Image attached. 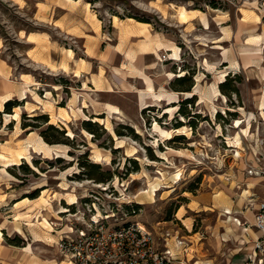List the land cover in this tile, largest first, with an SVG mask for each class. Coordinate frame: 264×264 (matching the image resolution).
Segmentation results:
<instances>
[{
  "label": "rangeland",
  "instance_id": "rangeland-1",
  "mask_svg": "<svg viewBox=\"0 0 264 264\" xmlns=\"http://www.w3.org/2000/svg\"><path fill=\"white\" fill-rule=\"evenodd\" d=\"M74 1L68 3L79 2ZM49 2L0 0L2 55L12 67V80L21 73L30 75L25 76L31 83L37 81L30 89L44 106L36 111L33 96L27 98L25 91L19 99L25 101L11 99V109L3 112V105L0 110V154L6 157H0V264L62 261L48 245L53 240L49 215L44 218L37 208L61 200L67 191L77 201L62 202L67 212L55 222V230H66L65 219L76 211L88 220L92 214L96 219L113 214L107 218L114 221L123 218L118 208L134 203L138 208L129 218L158 237L178 231L190 241L187 264H212L219 245L209 233L218 226L220 201L229 198L237 204L239 195L252 186L264 191V179L248 175L251 167L264 169V0H80L68 18L79 25L84 19L93 28L100 21L101 61L108 59L118 40L112 20L117 25L127 16L149 20L127 19L155 35L146 33L131 43L140 45L145 39L143 50H148V39L163 46L149 53L158 60L152 56L137 70L153 86L147 87L146 105L140 101L146 89L143 80L131 81L121 74V82L113 80V92L88 98L84 111L83 78L61 71L70 72L64 54L59 70L43 53L48 55L50 43L58 51L56 62L63 48L84 59V39L95 34L86 23L74 37L54 29L47 7L40 5ZM181 8L185 18L178 14ZM28 33L40 34L33 56L54 71L27 59ZM164 49L168 52L160 51ZM110 64L117 73L116 55ZM75 73L78 76L79 70ZM105 77L111 84L113 76ZM104 103L107 114L100 113ZM110 107L120 114L110 112ZM15 112L18 121L11 118ZM234 137L240 147L234 146ZM51 148L61 154H52ZM96 152L100 158L93 162ZM84 201L93 203L84 206ZM41 216L51 229L38 224Z\"/></svg>",
  "mask_w": 264,
  "mask_h": 264
},
{
  "label": "crops",
  "instance_id": "crops-1",
  "mask_svg": "<svg viewBox=\"0 0 264 264\" xmlns=\"http://www.w3.org/2000/svg\"><path fill=\"white\" fill-rule=\"evenodd\" d=\"M10 1H13V0H10ZM68 2L69 3L70 2L76 3L74 0L68 1ZM68 2L66 0H52V3H50V2L46 3V4L42 3L40 5L47 7L45 12H48L47 16L50 17V24L54 27V29L63 33L66 36L74 37V33L83 32L82 26L85 23H86L87 27L93 29V32L95 35L84 39L85 44H84L83 49H84L85 58L84 59L83 58H77L72 49L63 48L62 52L60 53V56H58V61L56 62V60H54L53 56L58 51L56 50V46H53L54 44H52L50 46L49 42H48L49 43L48 55L43 53V56H44V58H48L49 61L51 62V64H55L57 69L61 70V66H59V64L61 63L60 60H61L62 55L64 54L65 58L67 59V61H65L64 63L70 67V72H64L63 70H61V71L63 73H70L72 75V77H74L76 79H80L81 77L83 78V80L81 81V88H80V91H82L81 102L84 100L83 103L84 102L86 103V107L84 108L83 103H81L82 106L80 108L82 109V111H84L89 107L90 101L88 98H90V99L95 98V97L99 98L100 96H102L103 93L113 92V91H109L110 89L113 90V87H114L113 80L117 79L118 82H121V76H120L121 74L124 75V77H127L131 81L133 80L136 82V81H138L137 79H139L142 82L143 78H142L141 74H138L137 70H139V67L141 65H143V61L148 60V59H152V56L156 60L157 59L156 56L153 54H149V53L156 52L158 49H163V46L161 47L160 46L161 44H158V47H159L158 48L154 42H151V40L148 39L149 44H146L148 50H143L142 49L143 45L145 44V42H147L145 39L143 40V43H141L140 45H136L137 42L131 43V40L143 37V34H146V33L150 37L153 38L155 35L152 34L150 32V30H148V28H145L143 30L142 26L136 25L132 22H128V20H127L128 18H126L125 20L118 19L119 23L117 25H114L113 20H112V26L118 32V40L115 43V45L113 46V50H111L110 56L108 57V59L106 61H101L100 58H101V49L102 48L99 46L102 43L101 38H100V35H101L100 21L95 17L98 22L94 23V28L91 27L90 24L85 22L84 19H83V21H81L80 25L77 23H74L73 19H69L68 16H70V18H71L74 15L77 8L81 5L80 0L75 5L69 4ZM16 5H18V4H16ZM92 15H94V14H92ZM40 20L44 21L43 18H41ZM61 24H62V26H61ZM147 27H149V24ZM140 30L142 33L139 32ZM147 34H146V36H147ZM30 35L36 37V39L30 40L29 39ZM79 37L83 38L84 36H79ZM25 38H26L27 43L31 45V48L28 50L27 59L29 61L33 62L34 64L38 65V66L45 67L46 69L50 70L51 72L54 71L46 63L42 62L41 60H36L34 58V56H37L36 55L37 43H38V41L41 40L40 34L28 33ZM89 38H91V39H89ZM92 38L94 40H92ZM2 49H3V45L0 41V102H2V99L4 97L6 99H8L9 101H11V99L12 100L17 99V101H25L28 98V96L32 95L33 101H34L33 105L37 109L36 111H38L40 108H43V104H41L40 102H38L35 99V97H34L35 92H33V89H30L32 86H35L34 84L37 81H34L31 83L30 79L26 78V76H25V75H27L30 77V75H28L26 73H21L19 75V79L17 81L12 80V77H11L12 76V67L8 63V61L6 59H4V57L2 55L3 54ZM69 50L72 51V56H68L67 51H69ZM160 51L168 52L165 49L160 50ZM114 55H116V57L119 58L120 68H117V73L112 72V70H110V67H113L112 64H110V61L112 60V57ZM59 58H60V60H59ZM170 61H172V60H170ZM93 64H95V65H93ZM121 65H123V66L126 65L129 68L128 69L121 68ZM77 69L79 70L78 76L75 73V71ZM108 73H110V75L113 76L111 79L112 80V83H111L112 86H111L110 82L107 80V78L105 77V74H108ZM137 75H140V76H137ZM142 84L145 86L146 89L141 91V92H143V94L140 92V101H142V105H146L147 104V102H146L147 87L149 85H152V84L148 79H145V82L143 80ZM106 85H108V89H105ZM51 89H52V92H56L55 87H51ZM25 91H27V98L25 100H19V99H22L21 95L22 96L24 95L23 96V99H24ZM48 92H50V91H48ZM142 95H143V98H141ZM161 97H162V95H161ZM46 99H48V97ZM172 99H175V98H172ZM8 100H7V102H8ZM44 102H49V101H44ZM103 105H104V107L101 108L100 113L107 114L108 112L106 109V105H108V103H106V104L104 103ZM69 110L71 111V109H69ZM57 113H58V111L55 114H57ZM48 115L50 118L51 115L49 113H48ZM0 167L2 168L1 164H0ZM0 171H1V169H0ZM249 178H262V179H264V177H252V176H250ZM246 190H247V192L245 194H243V192H242V194L239 195L238 202H241V207H239L238 202L236 204V203H234L233 200H230L229 198L228 199L225 198V200L223 202L220 201V203H219L218 208L222 210V211H220L221 213H219V216H220L219 217V223H218V226L213 231H211L209 233L211 235V237H214V238L216 237L215 240L217 241V243L219 245L218 246V249H219L218 253L212 259H210L212 264L213 263L214 264H244L246 255L251 251V249L253 247V245L251 243L253 232L252 233L249 232V234L246 235L247 231L241 224H244V223L252 224L253 223V214L254 213L252 211H248L245 208L247 198L251 194L258 195L259 197H264V191L257 192V191H255V188L253 186L251 188H247ZM63 201L66 202L65 200H56L55 201V199H54L51 201L50 206L47 207L45 204H43L42 206L40 205L37 208V209H40L43 217L45 215H49V217L48 218L46 217V219H48V221L52 225L53 230L49 234L53 237V240L50 241L51 243H48V245L54 249H55L54 244L58 240L59 235L62 232L67 231V227H65L66 230H63V228L55 230L56 227L54 226L55 222H60V220L62 221V215L61 214H63L62 212H60V210L59 211L57 210L56 204L58 205V207L60 206V208H64V210H66L65 205H62ZM21 202H22V200L15 202L14 206L18 207V205L22 204ZM208 209H209L208 211H211V212L214 211L212 208H208ZM42 216L39 218V222L42 221ZM221 216L224 217V219H220ZM26 225H28V223ZM36 226L42 228L39 225H36ZM29 227H31V226H29ZM226 227H229L230 229L226 230L227 229ZM187 231L191 232V230L189 231L188 229H187ZM185 240H186V238H185ZM189 242L190 241H187V243H189ZM188 247H189V245H187V260L188 261L184 260L185 264H187V262H189V260H190V258H188V255H189V253H188L189 248ZM191 257H193V256H191ZM217 259H218V263H215V261ZM61 260L62 261H59L60 263L64 262L65 264H69L67 262V260H65L63 258H61ZM50 261H48V264L50 263ZM60 263L57 262L56 264H60Z\"/></svg>",
  "mask_w": 264,
  "mask_h": 264
},
{
  "label": "built area",
  "instance_id": "built-area-1",
  "mask_svg": "<svg viewBox=\"0 0 264 264\" xmlns=\"http://www.w3.org/2000/svg\"><path fill=\"white\" fill-rule=\"evenodd\" d=\"M248 175L264 177V169L251 167ZM133 204H126L128 208L124 210L118 208L123 218L114 221L107 218L113 214L97 219L92 214L89 220L84 213L78 216L79 211L69 214L70 219H65L67 231L54 244L57 254L69 264H185L184 260L188 261L185 238L178 231H167L158 237L129 218L136 214ZM245 208L254 214L252 224H241L246 235L253 232V247L244 264H264V197L251 194Z\"/></svg>",
  "mask_w": 264,
  "mask_h": 264
},
{
  "label": "bare ground",
  "instance_id": "bare-ground-1",
  "mask_svg": "<svg viewBox=\"0 0 264 264\" xmlns=\"http://www.w3.org/2000/svg\"><path fill=\"white\" fill-rule=\"evenodd\" d=\"M179 16L181 17V18H185V11L184 10H182V8L179 10ZM116 19V18H115ZM180 20V19H179ZM148 44V43H147ZM69 53L70 54H72V52L71 51H69ZM68 53V54H69ZM174 56H178V50H176V49H174V54H173ZM68 56H70V55H68ZM67 70V69H66ZM66 72V71H65ZM149 90H153V88L151 87V86H149ZM47 95L48 96H50V93H47ZM2 99V98H1ZM7 100L8 99H6L5 97L2 99V102H0V110L2 109V107H3V105H4V103L5 102H7ZM9 101V100H8ZM44 107V106H43ZM109 111L111 112H114V113H116V114H120V111L118 110V109H116V108H114V107H110V109H109ZM7 117V116H6ZM61 117V116H60ZM11 118L13 119V120H17L18 121V119H19V113L18 112H15L14 114H12V116H11ZM237 123V122H236ZM167 135H169V133H167ZM235 138V137H234ZM236 140L233 142L234 143V146L235 147H240V143H239V140H238V137L237 138H235ZM232 142V141H231ZM41 145H46L45 143L43 144V143H41ZM41 145H40V147H41ZM39 146V145H38ZM43 146V147H44ZM48 147V146H47ZM36 149V148H35ZM47 149V148H46ZM49 149H50V147H49ZM49 149H47V150H49ZM52 149V148H51ZM38 150V149H37ZM10 152V151H9ZM51 152H55V153H52V154H56L57 156H59L61 153L57 150V149H55V151H54V149H52L51 150ZM238 152V151H237ZM13 153V152H12ZM20 153V152H19ZM15 154V153H14ZM51 154V153H50ZM239 154V153H238ZM0 157H1V159H4V158H6L5 156H3V155H1L0 154ZM20 157V156H19ZM23 157V156H22ZM99 158H100V154L99 153H94L93 155H92V159H93V162H96V161H98L99 160ZM11 161V160H10ZM4 170V169H3ZM5 171V170H4ZM177 178V177H176ZM85 183V182H84ZM78 184V183H77ZM63 189H64V187H63ZM68 189H66V191H67ZM155 190V189H154ZM63 191H65V190H63ZM145 192V191H144ZM148 195V194H147ZM153 195V194H152ZM62 197H61V200H66L67 201V203L69 204V205H73V204H75L76 203V201H77V197H76V195L74 194V193H72L71 191H67V192H65V193H62V195H61ZM152 200V199H151ZM128 202V201H127ZM47 203V202H46ZM229 210V209H228ZM60 212H67L66 210H64V208H61V211ZM39 215V214H38ZM39 218V217H38ZM39 220V219H38ZM239 221V220H238ZM39 222V221H38ZM37 222V223H38ZM239 223V222H238ZM38 224H42L45 228H50L51 229V227H50V224H49V222L47 221V220H45L44 219V221L42 220V222H39ZM229 228V227H228ZM230 229V228H229ZM226 230H228V229H226ZM0 235H1V233H0ZM1 238V237H0ZM60 264H65L64 262H61Z\"/></svg>",
  "mask_w": 264,
  "mask_h": 264
},
{
  "label": "trees",
  "instance_id": "trees-1",
  "mask_svg": "<svg viewBox=\"0 0 264 264\" xmlns=\"http://www.w3.org/2000/svg\"><path fill=\"white\" fill-rule=\"evenodd\" d=\"M91 3V2H90ZM127 18H133V19H135V20H137V21H140V22H144V23H150V21L149 20H147V19H144V18H134V17H132V16H127ZM13 102L12 101H8V102H5L4 103V107H3V112L5 111H8L9 109H11L10 107L11 106H13V104H12ZM1 113V112H0ZM35 117V116H34ZM43 117V116H42ZM35 118H37V117H35ZM133 206H134V208L136 209V208H138V206L136 205V204H133ZM125 208H128V206H125Z\"/></svg>",
  "mask_w": 264,
  "mask_h": 264
}]
</instances>
